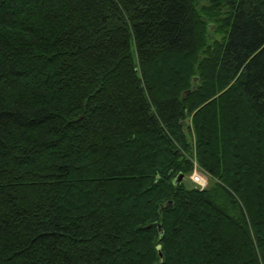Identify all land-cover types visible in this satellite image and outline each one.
<instances>
[{
	"label": "trees",
	"instance_id": "trees-1",
	"mask_svg": "<svg viewBox=\"0 0 264 264\" xmlns=\"http://www.w3.org/2000/svg\"><path fill=\"white\" fill-rule=\"evenodd\" d=\"M0 264H264V0H0Z\"/></svg>",
	"mask_w": 264,
	"mask_h": 264
},
{
	"label": "rangeland",
	"instance_id": "rangeland-1",
	"mask_svg": "<svg viewBox=\"0 0 264 264\" xmlns=\"http://www.w3.org/2000/svg\"><path fill=\"white\" fill-rule=\"evenodd\" d=\"M193 172H196V173H198V174H200L205 180H206V182H207V185L210 183V180H209V177L207 176V175H205L203 172H201V171H199L197 168H196V166L194 167V171ZM192 172V173H193ZM190 176L191 175H189L188 177H183V181H184V184L185 185H187L188 187H193V185H195V184H193L192 183V181H191V178H190ZM206 185V186H207ZM197 186V185H196ZM199 187V186H198ZM200 188V187H199Z\"/></svg>",
	"mask_w": 264,
	"mask_h": 264
},
{
	"label": "built area",
	"instance_id": "built-area-1",
	"mask_svg": "<svg viewBox=\"0 0 264 264\" xmlns=\"http://www.w3.org/2000/svg\"><path fill=\"white\" fill-rule=\"evenodd\" d=\"M190 178H191V181L195 184V185H197V186H199V187H206V185H207V182H206V180L200 175V174H198V173H196V172H193L192 174H191V176H190Z\"/></svg>",
	"mask_w": 264,
	"mask_h": 264
},
{
	"label": "water",
	"instance_id": "water-1",
	"mask_svg": "<svg viewBox=\"0 0 264 264\" xmlns=\"http://www.w3.org/2000/svg\"><path fill=\"white\" fill-rule=\"evenodd\" d=\"M182 179H183V176L182 175H179L178 178H177V180H176V182L177 183H180L182 181Z\"/></svg>",
	"mask_w": 264,
	"mask_h": 264
},
{
	"label": "bare ground",
	"instance_id": "bare-ground-1",
	"mask_svg": "<svg viewBox=\"0 0 264 264\" xmlns=\"http://www.w3.org/2000/svg\"><path fill=\"white\" fill-rule=\"evenodd\" d=\"M192 183H193V182H192ZM193 184H194V183H193ZM204 188H205V187H203V188H202V187H200V189H204Z\"/></svg>",
	"mask_w": 264,
	"mask_h": 264
}]
</instances>
